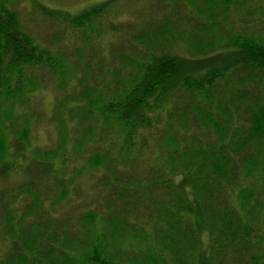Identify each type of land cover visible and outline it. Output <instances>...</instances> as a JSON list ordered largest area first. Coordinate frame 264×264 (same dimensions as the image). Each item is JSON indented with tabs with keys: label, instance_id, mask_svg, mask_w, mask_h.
<instances>
[{
	"label": "trees",
	"instance_id": "obj_1",
	"mask_svg": "<svg viewBox=\"0 0 264 264\" xmlns=\"http://www.w3.org/2000/svg\"><path fill=\"white\" fill-rule=\"evenodd\" d=\"M109 1L0 0V264H264V0H153L142 32ZM218 47L237 63L193 71ZM34 69L63 93L50 149Z\"/></svg>",
	"mask_w": 264,
	"mask_h": 264
},
{
	"label": "rangeland",
	"instance_id": "obj_2",
	"mask_svg": "<svg viewBox=\"0 0 264 264\" xmlns=\"http://www.w3.org/2000/svg\"><path fill=\"white\" fill-rule=\"evenodd\" d=\"M39 3L44 4L49 9H61V10H68L72 12L79 11L80 9L88 6L92 3L100 2L103 0H37ZM109 9L118 11L114 16L116 21H125V19H130V13L134 14V26L135 29H140V31H151L159 24L156 23L157 14L160 12V8L154 4L153 0H113L109 1ZM20 5L27 7L28 4L26 2H22ZM229 13V14H228ZM225 17H219L218 21L221 24L222 28H230L236 30L237 33L241 32H248L252 29V27L248 24L243 25L240 21L237 22V14H235L232 10H230ZM148 14H150L148 16ZM169 18H174L170 14L167 15ZM232 22V21H234ZM186 30L189 32L190 29L193 28V24L185 25ZM219 27V28H221ZM190 38V32H189ZM190 39V43H191ZM104 45V44H102ZM181 46H185L182 44ZM231 47H218L215 51H213L210 55L208 54L207 57L204 55L192 58V62L194 65L192 66L193 71L196 73H201L202 69H207L209 67H228L232 63H237L238 55L233 53L230 55ZM105 62V61H103ZM98 65V64H97ZM97 65H94L95 68ZM33 77L41 84V88L37 90V92L30 97L28 106L30 105L36 108L35 111L36 115H32L30 118V142L32 144L39 145L38 147H56L58 144L57 137V121L55 115L52 114V103L54 100H58L60 96L63 94L61 90L56 85V78L49 70L47 69H34L32 73ZM67 92V91H65ZM30 104V105H29ZM31 110V108H29ZM69 133L73 134L75 131L70 132V125L67 127ZM57 140V143H56ZM56 143V144H55ZM40 147V148H41ZM69 147V145H67ZM66 144L64 148H67ZM23 166H25L23 164ZM23 168V167H22ZM24 170V169H22ZM34 171L33 168L29 170V172ZM38 171V170H37ZM93 172H101L98 169H94ZM78 197V196H77ZM89 199V197L87 198ZM86 198L81 197L79 201L80 204H87ZM77 205V202L75 203ZM82 213V212H81ZM84 213V212H83ZM82 213V214H83ZM77 215L79 213H76ZM2 240L0 239V250Z\"/></svg>",
	"mask_w": 264,
	"mask_h": 264
}]
</instances>
